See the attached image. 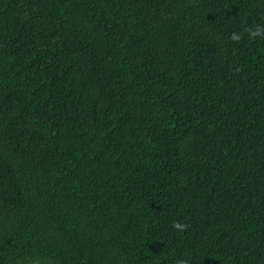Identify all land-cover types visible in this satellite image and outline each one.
Returning <instances> with one entry per match:
<instances>
[{
    "label": "trees",
    "instance_id": "1",
    "mask_svg": "<svg viewBox=\"0 0 264 264\" xmlns=\"http://www.w3.org/2000/svg\"><path fill=\"white\" fill-rule=\"evenodd\" d=\"M181 260L264 264V0H0V264Z\"/></svg>",
    "mask_w": 264,
    "mask_h": 264
},
{
    "label": "clouds",
    "instance_id": "2",
    "mask_svg": "<svg viewBox=\"0 0 264 264\" xmlns=\"http://www.w3.org/2000/svg\"><path fill=\"white\" fill-rule=\"evenodd\" d=\"M260 34H261V30L260 29H257L256 32L252 33V35H255V36H258ZM232 39L239 40L240 37H239V35L234 34ZM173 226L175 228H177V229H184L186 227V225H183V224H180V223H174ZM178 264H186V261L181 260V261L178 262Z\"/></svg>",
    "mask_w": 264,
    "mask_h": 264
}]
</instances>
